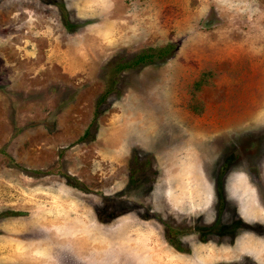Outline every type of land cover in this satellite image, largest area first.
<instances>
[{"label":"rangeland","instance_id":"obj_1","mask_svg":"<svg viewBox=\"0 0 264 264\" xmlns=\"http://www.w3.org/2000/svg\"><path fill=\"white\" fill-rule=\"evenodd\" d=\"M258 203L264 0H0V264H216Z\"/></svg>","mask_w":264,"mask_h":264},{"label":"flooded vegetation","instance_id":"obj_2","mask_svg":"<svg viewBox=\"0 0 264 264\" xmlns=\"http://www.w3.org/2000/svg\"><path fill=\"white\" fill-rule=\"evenodd\" d=\"M248 176V175H247ZM225 181L222 182V187L225 188ZM249 183L252 185V187L255 190L256 196L260 201V197L258 195L259 187L256 183H253V181L249 180ZM151 189V188H150ZM213 189L215 190L216 194L219 190V182L215 181L213 184ZM262 202V201H261ZM260 204V203H259ZM262 204V203H261ZM260 206L264 209V205L262 204ZM236 217L237 221L235 224H239L240 226H237L236 228L233 227H223L222 228V238L227 239V241H223L220 244H225V246L229 247H237V256L234 258H225L223 257L220 261L215 262L216 264H264V218L259 219L257 217H254L251 222H249L238 210H236ZM239 222V223H238ZM250 233L255 240H261L260 244H254L253 249L249 248H242V245L240 243V240H242L243 236ZM173 244V241H172ZM250 244V243H249ZM246 243V245H249ZM173 246V245H171ZM180 250V249H176ZM184 252H189L188 249H184Z\"/></svg>","mask_w":264,"mask_h":264},{"label":"crops","instance_id":"obj_3","mask_svg":"<svg viewBox=\"0 0 264 264\" xmlns=\"http://www.w3.org/2000/svg\"><path fill=\"white\" fill-rule=\"evenodd\" d=\"M50 53V52H49ZM60 56H61V53H60ZM75 58H76V56H75ZM75 67H76V63H74V62H66V63H64V69L65 70H67V71H69L70 73L71 72H75ZM128 137H129V135L127 134H124V135H119V134H117V140H116V142H119V145L118 146H116L117 147V149H120V151H121V148H124V149H127L128 148V146H130V144H133V143H138L139 141H142V140H140V139H138V136H136L137 137V139L139 140H134V139H130V140H132V141H129V139H128ZM135 137V138H136ZM122 139H126L127 141L125 142V143H121V145H120V141L122 140ZM134 141V142H133ZM236 173H241V172H232L229 176H228V178H227V180L226 181H228L227 183H229V178L233 175V174H236ZM244 174V176H245V179H246V181H247V184L249 185V186H251L252 187V185L249 183V179H248V176H247V174L246 173H243ZM243 180V177H239V179H237V181L239 182V181H242ZM225 181V182H226ZM226 184V183H225ZM182 186H190V184L188 183H184ZM253 188V187H252ZM254 189V188H253ZM255 191V190H254ZM255 194V193H254ZM256 195V194H255ZM245 197H246V200L248 201V204H246V203H243V205H242V209L243 210H245V209H247V210H250V211H252L253 212V208H252V205H251V201H252V199H253V197H252V199H247V196L245 195ZM186 203H191V200L190 201H188V202H186ZM259 204V203H258ZM239 211V210H238ZM243 212V211H242ZM241 213V212H240ZM242 214V213H241ZM243 215V214H242ZM244 216V215H243ZM203 245V247L202 248H198L197 249V251H200V252H203L202 254V259L204 260L203 262H212V259H213V249H212V244H210V253H206V249H205V245H206V243H202ZM248 244H249V242H248ZM250 245L252 246V244L250 243ZM250 245H248V247L250 246ZM128 250H130V253H131V255H132V248H129ZM176 250V249H175ZM193 250H195V249H193L192 248V251ZM176 254H177V257H180V256H182L184 259H186V258H188L187 259V261H188V263L190 264H192L193 263V259H192V255L193 254H191V253H189V252H184V251H179V250H176ZM201 256V255H200ZM152 261H154V258L153 257H151L148 253H147V255H145V257H142L138 262H135L134 264H156V263H152ZM129 264H133V263H131V260H129Z\"/></svg>","mask_w":264,"mask_h":264},{"label":"trees","instance_id":"obj_4","mask_svg":"<svg viewBox=\"0 0 264 264\" xmlns=\"http://www.w3.org/2000/svg\"><path fill=\"white\" fill-rule=\"evenodd\" d=\"M155 54V51L151 48H147L142 50L141 52L136 53L131 59H122L118 60L114 66L110 67V71H108V74L110 76L107 77V87L103 93L100 94L99 100L105 99L107 93L111 90V86L116 82L115 75L119 70H122L126 67H135L139 65L140 63H148L153 59V56ZM110 65V63H109ZM110 78V79H109Z\"/></svg>","mask_w":264,"mask_h":264}]
</instances>
